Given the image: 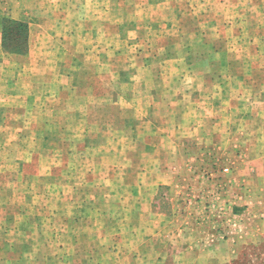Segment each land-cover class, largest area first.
<instances>
[{
  "label": "rangeland",
  "instance_id": "obj_1",
  "mask_svg": "<svg viewBox=\"0 0 264 264\" xmlns=\"http://www.w3.org/2000/svg\"><path fill=\"white\" fill-rule=\"evenodd\" d=\"M0 264H264V0H0Z\"/></svg>",
  "mask_w": 264,
  "mask_h": 264
},
{
  "label": "crops",
  "instance_id": "obj_2",
  "mask_svg": "<svg viewBox=\"0 0 264 264\" xmlns=\"http://www.w3.org/2000/svg\"><path fill=\"white\" fill-rule=\"evenodd\" d=\"M238 198H239V203L241 205H243L244 208L252 209V206L249 205V204H252L253 202H252V200L250 198L247 197V193L244 190H242V192H241V194L239 195ZM199 235H200V233H198V232L194 233L195 242L198 243V244L205 243V240H201V237ZM196 237H200V239H196Z\"/></svg>",
  "mask_w": 264,
  "mask_h": 264
}]
</instances>
